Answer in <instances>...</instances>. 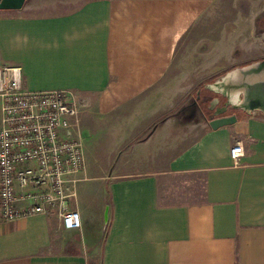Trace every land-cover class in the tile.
Returning <instances> with one entry per match:
<instances>
[{
	"label": "crops",
	"instance_id": "obj_1",
	"mask_svg": "<svg viewBox=\"0 0 264 264\" xmlns=\"http://www.w3.org/2000/svg\"><path fill=\"white\" fill-rule=\"evenodd\" d=\"M24 7L0 9V67L19 65L29 89L73 91L86 113L83 137L127 117V159L89 162L84 138L86 178L73 201L79 228L45 214L5 220L0 206V264H264V114L202 109L201 133L184 142L173 137L180 113L150 102L217 23L223 33L211 38L227 66L244 62L228 56L245 30L258 42L253 58L264 57V0ZM239 141L245 153L235 164L230 149Z\"/></svg>",
	"mask_w": 264,
	"mask_h": 264
},
{
	"label": "built area",
	"instance_id": "obj_2",
	"mask_svg": "<svg viewBox=\"0 0 264 264\" xmlns=\"http://www.w3.org/2000/svg\"><path fill=\"white\" fill-rule=\"evenodd\" d=\"M83 104L65 88L24 87L19 65L0 67V206L12 220L32 214L60 217L66 228H79L73 207L86 178L80 115ZM242 142L230 155H244Z\"/></svg>",
	"mask_w": 264,
	"mask_h": 264
},
{
	"label": "rangeland",
	"instance_id": "obj_3",
	"mask_svg": "<svg viewBox=\"0 0 264 264\" xmlns=\"http://www.w3.org/2000/svg\"><path fill=\"white\" fill-rule=\"evenodd\" d=\"M43 1L44 0H26L24 8L28 9L33 6L40 8L42 7ZM33 8L32 11H34ZM261 26L263 28L264 23H262ZM223 28L224 25L222 27L218 23L212 26L210 30L211 34H209L208 39L206 41L198 40L197 48L190 49L187 56L184 59H180L179 64L177 63L174 72H172L170 76L164 78L162 85L155 87L150 92L154 97V100L150 101L151 104H154L152 105L154 110H162L166 113H180L178 133H174L173 137L176 138L180 136L181 141H184L185 138V141L196 138L201 133L203 123L200 117L201 109L199 106H201L205 112H211L207 109L209 105L208 100L214 97V95L219 99L221 98V103L225 105L226 98L209 89L208 84L217 76L224 74L233 67L244 65L257 60V58L260 59L263 57L259 56L253 58L255 55L251 54L252 50H250V47L251 45L258 46V42H255V38L249 37V32L245 30V38L239 40L242 44H239L240 46L235 44L236 52L229 54L232 55V57L228 56V60L236 56L237 60L241 61L244 59V62L238 63L237 65L228 63L227 66L225 61L227 57L222 56L220 54L222 50L217 49L218 41L211 38L218 37L222 34ZM231 31L232 29H229V34H231ZM230 44L234 46V43H229V45ZM194 47L195 45L189 46V48ZM210 64H213V67L219 68L210 70L208 68ZM213 100L214 98H212V101ZM239 111L241 110L229 108L226 112ZM191 113L193 115L190 117L183 116V114ZM84 114L86 113H81V118H83ZM164 122L165 128L171 126L172 121L170 119H165ZM176 122L177 121L174 119V128H176ZM95 131L96 132L93 134H90L89 128L87 130L84 129L85 137H83V142L85 138L89 162H94L96 159L103 161L108 158H117V160L120 161L127 159V117L105 123L100 129H95ZM188 136L190 137L189 139L187 138ZM113 149L115 152H113Z\"/></svg>",
	"mask_w": 264,
	"mask_h": 264
},
{
	"label": "water",
	"instance_id": "obj_4",
	"mask_svg": "<svg viewBox=\"0 0 264 264\" xmlns=\"http://www.w3.org/2000/svg\"><path fill=\"white\" fill-rule=\"evenodd\" d=\"M26 0H0V9H18ZM208 88L225 97V105L215 110L218 114L232 106L245 113L264 114V57L231 68L208 84ZM218 102L214 98L213 108Z\"/></svg>",
	"mask_w": 264,
	"mask_h": 264
},
{
	"label": "flooded vegetation",
	"instance_id": "obj_5",
	"mask_svg": "<svg viewBox=\"0 0 264 264\" xmlns=\"http://www.w3.org/2000/svg\"><path fill=\"white\" fill-rule=\"evenodd\" d=\"M214 97H215V95H214ZM214 97H211V98L208 100L209 105L207 106V109H209V110L211 111L210 113H214V111H215L217 108L222 107L223 104H224V103H221V101L219 100V102H218L213 108H211V107H210V104H211L212 98H214ZM220 99H221V98H220ZM227 108L229 109V106H228Z\"/></svg>",
	"mask_w": 264,
	"mask_h": 264
},
{
	"label": "trees",
	"instance_id": "obj_6",
	"mask_svg": "<svg viewBox=\"0 0 264 264\" xmlns=\"http://www.w3.org/2000/svg\"><path fill=\"white\" fill-rule=\"evenodd\" d=\"M199 108L202 110L203 108L201 106H199Z\"/></svg>",
	"mask_w": 264,
	"mask_h": 264
}]
</instances>
